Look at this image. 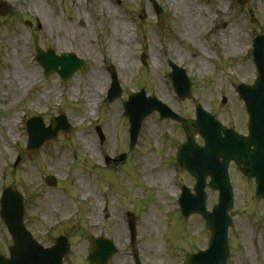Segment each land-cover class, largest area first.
Masks as SVG:
<instances>
[{"label":"rangeland","instance_id":"obj_1","mask_svg":"<svg viewBox=\"0 0 264 264\" xmlns=\"http://www.w3.org/2000/svg\"><path fill=\"white\" fill-rule=\"evenodd\" d=\"M4 1L9 9L0 15V192L12 185L23 194L25 225L43 244L58 234L69 238L65 264H88V239L97 235L110 238L118 249L107 264H134L128 210L135 216V245L143 264H186L189 251L206 247L207 231L198 214L179 215L180 187L194 183L175 160L184 132L177 121L153 111L143 118L130 148L122 104L131 91L144 88L175 112L194 117V102H199L223 124L246 133L247 113L234 86L252 83L256 76L251 41L264 34V0L243 6L236 0H157L163 9L161 23L149 0ZM116 24L127 26L118 46L128 66L113 54ZM33 37L42 48L75 52L86 66L65 82L57 74L44 77L34 59ZM168 59L185 68L191 98L181 100L175 94ZM108 64L121 87L112 101L106 99ZM17 68L30 72L25 85L12 81ZM96 70L103 74L93 88ZM60 109L71 123L70 135L59 133L37 153L23 154L25 118L40 114L48 123ZM86 134L93 150L83 141ZM195 140L203 142L198 134ZM121 153L123 161L105 163V157ZM17 154L21 158L15 164ZM48 175L55 176V186L45 183ZM229 176L233 207L225 264H264V200L254 196L253 179L241 175L233 163ZM206 192L210 208L217 192ZM9 242L0 217V254H7Z\"/></svg>","mask_w":264,"mask_h":264},{"label":"water","instance_id":"obj_2","mask_svg":"<svg viewBox=\"0 0 264 264\" xmlns=\"http://www.w3.org/2000/svg\"><path fill=\"white\" fill-rule=\"evenodd\" d=\"M246 4L248 0H237ZM156 12L159 15L161 8L152 0ZM7 12V4L0 1V14ZM26 24L29 22H25ZM36 60L42 65L45 75L56 71L64 81L72 75L76 69L84 67V61L75 56L73 52L55 54L52 48L46 50L38 44L34 38ZM254 60L258 73L254 84L239 83L237 88L242 96L249 113V132L247 135L236 133L231 128L223 126L212 114L203 110L196 103V118L182 117L171 111L165 104L153 96L146 97L145 91L131 93L123 104L124 114L129 117L130 146H133L143 117L152 110L157 109L161 116H170L181 123L186 134V140L177 146V161L181 169L190 172L196 179L195 193L189 188L183 187L180 197L181 215L187 217L192 212L199 213L205 220V229L208 231L207 248L190 252L185 261L187 264H224L228 256L227 228L231 222L228 210L232 207V191L229 183L227 167L233 160L241 172L249 177H255V193L264 198V36L257 35L254 49ZM171 72L169 78L180 98L190 97V81L185 70L169 61ZM60 66V67H58ZM113 86L109 93V99L117 97L120 88L113 75ZM28 132L25 153H35L48 139L55 138L57 132L62 130L69 135L70 124L65 115L51 119L48 126H44L41 117L34 116L26 123ZM198 132L204 139L203 145L195 143L193 134ZM122 154L118 160H122ZM210 179L206 182V177ZM46 182L55 185L56 179L49 176ZM205 185L213 190H218L217 203L211 210L205 206ZM23 197L20 192L8 186L1 200V217L12 236L13 244L9 246V257L0 255V264H62L63 256L68 252V241L64 236H58L50 247H43L33 238L23 223ZM129 227L132 233V251L136 264H140L137 258V249L134 247V218L129 214ZM89 254L87 259L91 264H105L112 253L116 251L113 243L104 238L90 239Z\"/></svg>","mask_w":264,"mask_h":264},{"label":"bare ground","instance_id":"obj_3","mask_svg":"<svg viewBox=\"0 0 264 264\" xmlns=\"http://www.w3.org/2000/svg\"><path fill=\"white\" fill-rule=\"evenodd\" d=\"M127 26L124 24L118 25L116 24L114 26V31H113V42H114V56L117 57L121 62L123 61L124 64H126L127 66L130 64V62L127 61V59L124 56V51L123 49H121L118 45L121 42V40H123V33L125 32ZM102 72H100V70H96L95 71V75L92 77V87L94 88L95 86H97V84L99 83V81L101 80V76H102ZM30 78V72L29 70H24L21 71L19 68L14 69L13 70V75H12V81H16V83H19L20 85H25ZM88 105L92 106L94 105L91 101V99L87 100ZM83 141L85 142V144L87 145V147H90V149L93 150V140L92 137L88 134H86L85 136H83ZM163 181L165 182L164 177L160 178V182L163 183ZM165 184V183H163ZM170 186V184H169Z\"/></svg>","mask_w":264,"mask_h":264}]
</instances>
